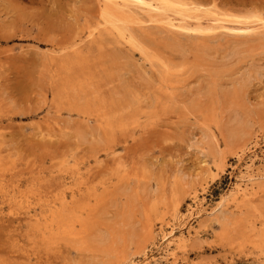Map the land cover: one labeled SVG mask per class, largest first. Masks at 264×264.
Returning a JSON list of instances; mask_svg holds the SVG:
<instances>
[{
	"label": "rangeland",
	"instance_id": "obj_1",
	"mask_svg": "<svg viewBox=\"0 0 264 264\" xmlns=\"http://www.w3.org/2000/svg\"><path fill=\"white\" fill-rule=\"evenodd\" d=\"M165 1L0 0V264H264V0Z\"/></svg>",
	"mask_w": 264,
	"mask_h": 264
},
{
	"label": "bare ground",
	"instance_id": "obj_2",
	"mask_svg": "<svg viewBox=\"0 0 264 264\" xmlns=\"http://www.w3.org/2000/svg\"><path fill=\"white\" fill-rule=\"evenodd\" d=\"M122 2H123V4H127V5H128V3H132V4H135L136 6L142 8V9H145V10L149 11V12H156V13H165V11H167L170 8L169 2H166L165 0L161 1L160 4L158 6H156V7L151 2L146 3V2H143L142 0H131V1L122 0ZM121 7H123V6H121ZM122 11H123L122 9L118 8L117 5H115L114 0H104V5H103L102 15H101L103 23L105 25H107L109 28H111L112 30L116 31L118 36H120L121 38H123V36H124V33H123L124 30L122 31V28H123V25L126 23V21H125L126 18H125L124 13ZM182 20L183 19H181V22H183ZM88 109H89V107H88ZM91 109L94 110L93 107ZM262 179H263V176H260V175L259 176H251L250 175L248 177H244L243 176L242 178H240L239 182L240 183L249 182V183L254 185V184L257 183L258 180H262ZM238 191H239V189L233 187V189L231 191H229V193H226V195L222 196V198L215 204V206L212 208V210L209 213L206 214L205 219H209L211 221L216 222L218 225L222 226V228H226L227 226H229V224H230L229 220L230 219L227 216L224 215V212L222 211V208L224 207V204L226 203V201H228L230 199V197L234 196V194H236V192H238ZM195 209H196L194 211L195 213H192L190 215V217L192 219L193 218L199 219V218L203 217V214H201V212L198 211L199 207H197ZM182 228H184V227H182ZM181 230H183V229L179 228L178 232L180 233ZM144 231L147 232V233L148 232L150 233V231H148L147 229H145ZM173 231L174 230H172V232L162 236V241H161L162 244L166 243V245L169 246V245L173 244V242H175L174 239L176 238V235H175V233ZM175 232H176V230H175ZM106 236H107V234H106ZM151 236H152V234H151ZM152 238H153V236L151 237V239ZM123 239L124 238H120V240H123ZM118 243H119V241H118ZM145 258H147V257H145ZM157 260H154V258H152L150 262H145L146 261V259H145L144 262L140 263V264H160V262H158Z\"/></svg>",
	"mask_w": 264,
	"mask_h": 264
}]
</instances>
